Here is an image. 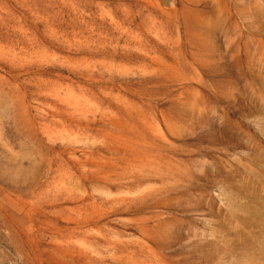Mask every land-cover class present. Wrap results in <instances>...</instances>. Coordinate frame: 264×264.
<instances>
[{
  "label": "rangeland",
  "instance_id": "rangeland-1",
  "mask_svg": "<svg viewBox=\"0 0 264 264\" xmlns=\"http://www.w3.org/2000/svg\"><path fill=\"white\" fill-rule=\"evenodd\" d=\"M0 264H264V0H0Z\"/></svg>",
  "mask_w": 264,
  "mask_h": 264
}]
</instances>
